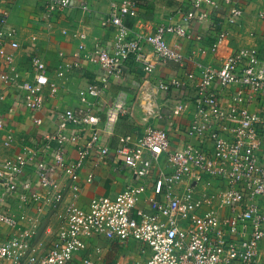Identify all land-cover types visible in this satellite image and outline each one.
<instances>
[{
    "label": "built area",
    "instance_id": "built-area-1",
    "mask_svg": "<svg viewBox=\"0 0 264 264\" xmlns=\"http://www.w3.org/2000/svg\"><path fill=\"white\" fill-rule=\"evenodd\" d=\"M41 1L48 20L74 2ZM240 1L191 0V8L180 22H160L144 33L130 30L126 22L128 17L139 14L142 0H112L99 18L102 26L115 27L113 42L95 43L86 57L99 62L106 77L121 73L131 56L142 62L149 73L157 63L176 61L184 67V55L169 44V37L190 36L192 26L208 16L205 7H218L220 2L229 8V23H235L244 12ZM79 2L83 9L91 8V0ZM10 13L8 7L0 5V63L6 67L21 48L17 30L9 25ZM259 18L264 23V8ZM214 34L209 49H202L204 53L223 47L228 30L220 28ZM81 37L85 38V34ZM147 46L155 60L145 52ZM80 48L85 49V44ZM31 69L33 76L21 81L18 73L0 71V81L8 86L18 83L24 107L37 111L44 103V89L50 81L48 66L42 56L34 53ZM103 79L106 83L108 78ZM191 80H195V105L200 117L190 123L189 133L201 137L203 143L173 146L168 130L155 126H149L134 145L124 139L114 154L122 158L123 166L138 181L114 196L93 198L88 208L71 204L60 215L63 224L45 254L38 252L34 237L41 225L39 215L44 212V203L51 200L47 195L56 186L57 172L69 175V188L77 195L81 189L79 172L92 152L98 151L100 161L111 154L97 129L84 139L85 128L95 127L100 116L84 113L83 108L59 111L56 128L43 133L38 144L23 145L15 157L2 158L0 154V225L21 231L5 239L0 237V264H116L103 261L100 255L84 253L89 240L96 236L120 244L133 239L141 243L150 251L143 264H264V106L256 107L259 96L264 94V60L259 49L240 47L220 67L197 61L195 71L185 70L181 76L159 80L152 95L182 91ZM215 84L238 87L225 102ZM103 90L98 84H90L81 91L82 99L99 96ZM183 111L180 100L170 114L179 117ZM36 121L42 122L40 118ZM12 140L9 134L6 143ZM70 143L77 152L72 162L67 160ZM33 163L41 190H32L28 182L25 188L30 193L20 197L27 207L35 209L36 215L18 214L12 211L5 194H19L21 178ZM87 180L92 181V177ZM146 194V206H139ZM54 197L53 205L57 206L64 199L63 191L55 192ZM25 221L29 227L22 228ZM95 251L100 254L101 248ZM79 253L82 256L75 258Z\"/></svg>",
    "mask_w": 264,
    "mask_h": 264
},
{
    "label": "crops",
    "instance_id": "crops-1",
    "mask_svg": "<svg viewBox=\"0 0 264 264\" xmlns=\"http://www.w3.org/2000/svg\"><path fill=\"white\" fill-rule=\"evenodd\" d=\"M111 1L91 0V8L85 10L80 6L79 0H74L67 9L48 20L41 0H0V5L10 9L9 25L17 30V39L21 44V48L15 51L12 64L6 67L0 63V71L18 73L19 81L29 79L33 76L31 56L36 53L45 59L50 80L44 89V103L37 111L24 107L18 83L8 86L0 81V119L4 121V126L0 127L2 158L17 156L23 145L38 144L43 133L56 128L57 113L69 108L77 111L83 108L84 113L99 115L100 122L95 127L85 128L84 139L91 136L93 129H97L103 145L111 150V154L104 161H100L97 150L92 152L79 172L78 182L81 189L77 195L69 188V175L63 171L57 172L56 186L47 195L51 200L44 203V212L39 215L41 225L34 237V243L41 254L49 250L55 234L63 224L60 215L71 204L88 208L93 198L102 195L114 196L128 184L138 181L123 166L122 158L114 154L124 139L128 144L134 145L149 126H155L168 130L173 146L183 142L203 143L201 137L189 133L190 123L200 117L195 105V80L189 81L188 87L182 91H161L160 95L154 96L151 90L159 80L181 76L185 70L195 71L197 61L220 67L224 59L240 47L259 49L261 59L264 60V23L259 18V12L264 8V0H241L244 12L235 23H229V8L220 2L218 7H205L208 16L192 26L190 36L169 37V44L184 55V67L176 61L157 63L154 71L149 73L145 71L142 62L131 56L125 61L121 73L106 77L102 65L88 59L86 55L95 43L107 45L113 42L115 27L102 26L99 18L100 13L109 9ZM191 4V0H142L139 14L128 17L126 22L130 30L147 33L160 22H180ZM220 28L228 30L224 46L217 52L208 50L204 53L202 49H209L214 33ZM83 33L85 38L81 37ZM198 36L202 37L201 40ZM81 44H85V49L80 48ZM145 52L150 59L155 60L150 46L145 48ZM103 78H108L106 83ZM90 84H98L104 90L99 96L87 95L85 101L81 91ZM236 87L238 85L227 88L214 85L225 102L230 100ZM180 100L184 104V111L179 117L172 116L170 110ZM262 106L264 94L256 102L257 108ZM38 118L42 120L41 123L36 121ZM72 130L76 131L75 128ZM9 134L13 136V140L7 144ZM76 157L75 145L70 143L67 160L72 162ZM24 174L20 181L19 194L5 196L12 211L35 216V209L27 207L20 197L25 192L30 193L31 190L25 188L28 182L31 183L32 190H41L35 164H31ZM88 177H92V181L89 182ZM58 191H63L64 199L54 206V193ZM46 193L45 191L44 194ZM147 196L148 194L143 196L139 206H146ZM27 227L29 222L25 221L22 228ZM14 232L21 231L0 225L1 239ZM96 247L101 248L100 254L95 251ZM84 253H91L94 257L100 255L103 261L116 264H143L150 256L149 249L134 239L120 244L103 236L89 240V248ZM81 256L79 253L75 258Z\"/></svg>",
    "mask_w": 264,
    "mask_h": 264
},
{
    "label": "rangeland",
    "instance_id": "rangeland-1",
    "mask_svg": "<svg viewBox=\"0 0 264 264\" xmlns=\"http://www.w3.org/2000/svg\"><path fill=\"white\" fill-rule=\"evenodd\" d=\"M128 259L130 258V257H127Z\"/></svg>",
    "mask_w": 264,
    "mask_h": 264
}]
</instances>
